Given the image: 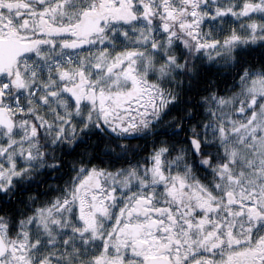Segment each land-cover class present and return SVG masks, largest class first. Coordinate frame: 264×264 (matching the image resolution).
<instances>
[{"label":"snow or ice","instance_id":"6c2138e0","mask_svg":"<svg viewBox=\"0 0 264 264\" xmlns=\"http://www.w3.org/2000/svg\"><path fill=\"white\" fill-rule=\"evenodd\" d=\"M0 264H264V0H0Z\"/></svg>","mask_w":264,"mask_h":264}]
</instances>
